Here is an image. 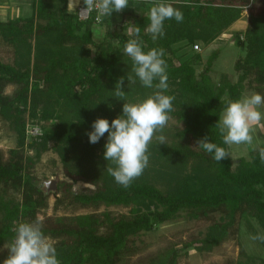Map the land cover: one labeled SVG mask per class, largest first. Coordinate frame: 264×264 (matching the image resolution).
Returning <instances> with one entry per match:
<instances>
[{"label": "trees", "instance_id": "1", "mask_svg": "<svg viewBox=\"0 0 264 264\" xmlns=\"http://www.w3.org/2000/svg\"><path fill=\"white\" fill-rule=\"evenodd\" d=\"M166 2L182 11L184 19L181 23L166 20L165 36L155 41L145 31L150 0H129L128 8L105 16L98 25L93 20L79 21L69 12L68 0H33L30 16L0 18V42L11 47L13 55L12 63L0 61V121L9 124L16 138L6 159L0 151V247L12 242L18 222L37 220L47 207V194L36 185L32 170L48 151L58 157L69 181L56 184L54 194L61 197L55 204L128 208L126 215L117 217L103 212L40 220L45 235L55 241L61 264H120L136 252L135 237L176 220L182 212L192 220L220 215L202 239L185 243L184 250L210 251L246 227L253 236L252 221L264 235V163L258 152L264 144L233 166L231 157L217 163L211 154L189 143L196 145L209 136L210 142L228 150L215 128L228 101L240 99L245 92H264V0ZM252 5H259L260 11L253 14ZM247 9L246 28L237 33L244 55L234 63L235 80L226 74L217 81L211 78L215 51L204 62L192 47L189 57L176 56V44L200 41L207 47ZM113 18L119 23H113V30L96 42L93 27L113 26ZM136 26L145 51L165 49L166 94L175 97L170 115L183 128L171 134L165 127L166 145H158L155 139L149 145V164L159 165L165 179L153 176L148 166L124 188L106 171L107 165L114 166L104 159L108 133L96 144L89 142L86 133L97 118L111 124L122 115L124 102L141 101L153 91L138 78L134 84L125 79L126 100L114 96L118 79L131 72L133 62L124 54V45L136 38L129 31ZM9 86L15 87L10 95L5 93ZM28 125L39 127L41 135H28ZM26 151L32 155H25ZM78 182L92 188L73 192ZM257 242L264 251V242ZM239 248L240 258L226 264H264V255H249ZM181 250L168 248L147 264H177Z\"/></svg>", "mask_w": 264, "mask_h": 264}, {"label": "clouds", "instance_id": "2", "mask_svg": "<svg viewBox=\"0 0 264 264\" xmlns=\"http://www.w3.org/2000/svg\"><path fill=\"white\" fill-rule=\"evenodd\" d=\"M152 6L148 13L149 25L145 31L155 41L165 36L164 22L174 19L183 22V12L166 0H150ZM129 0H84L82 12L96 11L99 16L110 17L128 8ZM134 31L135 37L124 45V54L131 58L133 65L126 77H120L115 85L114 96L125 101L127 94L123 90L125 79L128 84L136 83L153 89L145 99L137 102H124L122 115L109 121L97 118L92 124V131L86 133L91 144H96L108 133L105 144L104 159L114 166L106 167L107 173L115 182L124 188L131 186L148 167L150 161L149 145L155 139L158 145H166L167 138L163 133L172 119L170 113L175 111V97L167 95L169 88L167 63L163 58L165 49L151 48L144 50L146 45L140 39V28ZM264 105V96L252 93L235 101H228L226 108L219 117L215 128L218 129L222 141L229 147L232 145H249L253 151L255 126L264 128V113L260 111ZM159 133V134H158ZM196 147L211 154L212 159L220 161L231 157L225 148L210 142L209 136L196 141ZM261 163H264V147L258 149ZM12 242L7 246L8 256L3 264H61L57 258L55 241L46 236L39 219L32 222L20 221L14 227ZM251 239L264 242V235H254Z\"/></svg>", "mask_w": 264, "mask_h": 264}, {"label": "rangeland", "instance_id": "3", "mask_svg": "<svg viewBox=\"0 0 264 264\" xmlns=\"http://www.w3.org/2000/svg\"><path fill=\"white\" fill-rule=\"evenodd\" d=\"M50 2H57L59 0H47ZM74 1V2H73ZM33 0H0V18L6 17H28L32 12ZM71 6V4H73ZM76 0H68L69 12L74 10ZM260 11L259 5H252L251 12L253 14ZM249 11L245 10L238 21L233 23L227 30H225L216 40H214L209 46H205L202 42L196 41L193 44H189L186 41H182L175 45L174 48L178 50L176 56L178 58L189 57L191 55L190 49L196 44L199 46L198 53L201 56L202 62L213 51L217 52V59L213 64L211 78L217 81L222 74L229 75L232 80L236 79L234 72L235 61L244 55V49L237 44V33L242 34L247 25V17ZM112 24H118L119 20L116 18L111 19ZM112 25H104L101 27H93L94 40L96 42L109 31L113 30ZM95 31V32H94ZM197 51V50H196ZM190 53V54H189ZM12 49L11 47L0 42V61L3 63H12ZM198 69V68H197ZM15 87L9 86L6 88L5 93L10 95L13 93ZM252 92H245L242 97L250 96ZM264 96V92L262 93ZM260 111L264 113V105L261 106ZM166 128L172 134L177 130H181L183 125L176 120L171 119ZM254 145L260 147L264 144V128L255 126L254 130ZM15 133L10 128L8 123L0 121V151L4 155V159L7 158V151L15 147ZM169 139H167L168 141ZM192 148L196 145L193 142H189ZM51 145V144H50ZM228 146V145H227ZM228 151L232 159L233 166L240 158L248 159L249 154L253 151V147L245 144L228 146ZM32 155L31 152H25V155ZM148 169L153 176H159L165 179L164 171L159 165L149 164ZM32 173L35 177V183L47 194V207L39 212L37 215L39 220L45 217H75L79 215L89 214H101L103 212H109L113 217H117L121 214L126 215L128 208L124 207H108L105 206H80L78 204L68 205L66 203L55 204L56 197H61V193L55 191H47L46 184L50 181L55 183L69 182L62 173L61 165L58 157L51 151L44 153L39 162L35 164ZM174 174L173 172H170ZM180 176V175H179ZM92 188L91 186L78 182L72 187L73 192H82L85 189ZM220 220L219 214H212L208 219L192 220L185 217V213L182 212L181 216L174 221L164 223L162 225L154 227L150 232L142 233L134 238V246L136 252L125 259L120 264H147L149 259L156 254L168 249H182L181 257L178 259L177 264H226L228 262H235L239 257V247L249 255H264L263 249L259 242L251 239L252 232L247 231L243 226L241 229L242 234L239 236H230L225 242L217 247H214L210 251H199L194 247H189L186 250L182 248L185 243H189L194 240L202 239L207 233L208 227ZM255 235H262V231L252 221ZM254 236V235H253ZM240 245V246H239ZM7 244L0 247V264L8 256ZM258 254V255H257Z\"/></svg>", "mask_w": 264, "mask_h": 264}, {"label": "built area", "instance_id": "4", "mask_svg": "<svg viewBox=\"0 0 264 264\" xmlns=\"http://www.w3.org/2000/svg\"><path fill=\"white\" fill-rule=\"evenodd\" d=\"M77 3L74 7V10L71 11L73 14H75L79 21H88L93 20L94 24L98 25L101 23L102 19L105 16H99L96 11H92L91 13L88 12H82L85 9L84 0H76ZM68 10H69V4H67ZM193 51L198 52L199 46L196 44L192 48ZM197 50V51H196ZM26 133L30 135L31 137H39L41 135V129L37 126H30L28 125L26 127Z\"/></svg>", "mask_w": 264, "mask_h": 264}, {"label": "water", "instance_id": "5", "mask_svg": "<svg viewBox=\"0 0 264 264\" xmlns=\"http://www.w3.org/2000/svg\"><path fill=\"white\" fill-rule=\"evenodd\" d=\"M56 189V183L55 181H50L49 183L46 184V190L47 191H55Z\"/></svg>", "mask_w": 264, "mask_h": 264}, {"label": "crops", "instance_id": "6", "mask_svg": "<svg viewBox=\"0 0 264 264\" xmlns=\"http://www.w3.org/2000/svg\"><path fill=\"white\" fill-rule=\"evenodd\" d=\"M73 2H74V1H73ZM72 5H74V3H73V4H71V6H72ZM72 7H73V6H72Z\"/></svg>", "mask_w": 264, "mask_h": 264}]
</instances>
